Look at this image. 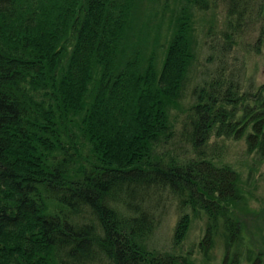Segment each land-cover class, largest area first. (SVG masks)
I'll return each instance as SVG.
<instances>
[{"label":"trees","instance_id":"16d2710c","mask_svg":"<svg viewBox=\"0 0 264 264\" xmlns=\"http://www.w3.org/2000/svg\"><path fill=\"white\" fill-rule=\"evenodd\" d=\"M155 1L161 23L141 54L127 46L137 0H0V264H194L147 248L165 192L203 211L208 247L236 173L203 147L211 130L236 137L246 121L248 145L263 144L264 110L240 123L237 83L213 73L180 123L191 151L173 154L169 108L192 58L193 12L216 3ZM220 2L226 45L264 14V0ZM189 221L178 216L172 245ZM225 225L229 241L237 227ZM227 248L221 264L235 262Z\"/></svg>","mask_w":264,"mask_h":264},{"label":"rangeland","instance_id":"374dc122","mask_svg":"<svg viewBox=\"0 0 264 264\" xmlns=\"http://www.w3.org/2000/svg\"><path fill=\"white\" fill-rule=\"evenodd\" d=\"M214 2L216 6L203 13L193 12L199 18L195 17L192 58L187 64L177 103L174 100L169 108L172 135L168 141L170 149H174L173 154L191 151L177 135L180 123L193 100V88L203 85L213 73L212 76L222 71L225 78H232L237 83L239 99L231 114L242 118L240 123L264 110V14L258 22L248 23L245 31L226 45L218 35L223 27L222 5L220 0ZM155 6V0H137L133 8L127 46L134 44L141 54L149 41L151 29L155 23H161L160 18L153 15ZM248 131L250 121L245 122L244 131L236 137L232 134L216 135L213 129L203 147L215 163L225 164L236 173V197L232 202L230 200L226 214L213 220L208 247L202 249L199 244L206 225L203 211L191 212L187 206L178 207L176 198L165 192L157 208L161 218L146 239L148 249L182 253L194 264H221L228 247V255L235 257L233 264H250L256 255L259 256V264H264V143L255 140V144L249 146L246 140ZM183 212L188 213L190 221L183 238L177 245H172L173 226ZM229 220L233 222V228L237 227L230 242L225 229Z\"/></svg>","mask_w":264,"mask_h":264}]
</instances>
